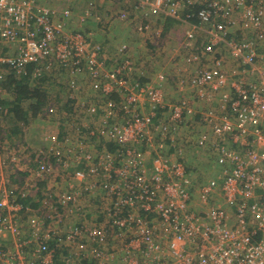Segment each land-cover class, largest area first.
Returning <instances> with one entry per match:
<instances>
[{"label":"built area","instance_id":"2783aa9c","mask_svg":"<svg viewBox=\"0 0 264 264\" xmlns=\"http://www.w3.org/2000/svg\"><path fill=\"white\" fill-rule=\"evenodd\" d=\"M74 1L0 0V65L24 74L34 64L36 77L44 70L66 75L74 97L82 95L79 81L89 78L94 96L79 111L87 117L99 109L96 130L118 143L120 154L89 150L84 156L77 126L61 139L58 131L43 137L41 147L32 149L34 174L27 170L34 177L0 188V264H52L62 246L83 250L94 264H264V0H139L132 19L125 11L111 19L135 23L143 8L138 31L161 15L191 26L183 49L187 64L197 68L175 82L180 92L193 91L195 105L188 98L163 102L162 73L157 82L133 78L139 71L126 45L110 58L90 32L67 30L74 15L83 25L95 14L87 6L74 13ZM196 4L199 22L182 19ZM223 50L235 61L230 69ZM2 72L0 67V80ZM143 101L151 110L133 112ZM198 103L205 108L195 123ZM158 108H167L166 114L154 121ZM181 126L209 129L210 135L192 139L195 147L213 141L217 153L218 171L204 182L190 177L175 136ZM7 143L0 144L10 152L0 165L14 173L20 160ZM148 150L153 156L147 162ZM84 158L87 171L60 174L61 167ZM40 181L45 187H38ZM15 190L38 205L24 209ZM88 193H97L100 202L90 211L98 216L92 223L84 221L92 208ZM74 214L81 222L67 224Z\"/></svg>","mask_w":264,"mask_h":264},{"label":"rangeland","instance_id":"374dc122","mask_svg":"<svg viewBox=\"0 0 264 264\" xmlns=\"http://www.w3.org/2000/svg\"><path fill=\"white\" fill-rule=\"evenodd\" d=\"M118 1L119 0H106L105 1V3L108 4V9H109L106 12V14L108 15V17L110 16L111 19L114 18V16L119 10H121L122 8L124 10V8L126 7L128 8L132 6V3H133V2H129V0H127V2L125 1L118 2ZM96 2H97L96 0H75L74 3L71 4V6H72L74 13L78 15H80V12H82V10L86 6L87 8L88 7L90 9L92 8L91 10L92 12H95V14L92 16L91 19L95 21H99L97 20L98 18H95V17L100 16L101 18L102 16L100 13L101 11L105 10L107 6L104 5L102 6V9H100V6H98ZM144 11L145 10L142 8L141 11L138 13L135 23H132V22L129 23L128 25L129 35L127 36L125 40L120 41L118 39L119 37L115 36L114 34H112L113 36L112 35L110 36V38L113 41H111L110 38L105 39L106 41L104 42H106V44L108 45V48L106 50L107 53H105V55L111 58L115 56L116 50L120 45H126L127 50H128L127 54L129 55V58L133 62H135L136 67L138 68V71H139L138 73L133 74L132 77L138 80L140 77H144L145 79L152 78L154 74H156V72H161V71H166L165 73L169 75L174 74L173 77L174 76L180 77L181 75L185 76V75L190 74L191 72H195L197 68L196 65L187 64L186 62L187 50L183 49L185 42H187L186 33L188 32L189 29H191V26L188 23L183 22L182 20L181 21L175 20V22H172L170 25H168L166 22L167 18L164 19L163 17L160 16L158 20H155L154 22H152L151 28H149L147 31H138V29L136 28L138 27L140 23V18H141L140 13ZM74 16L77 17L76 15ZM103 21L104 22L99 24L100 28L102 27L101 29L99 28V31H101L102 33L105 32L104 34H106L107 32L109 33L113 29L118 31L122 27V26H115V25L112 26L113 22H111V20L109 19H106ZM71 23L73 27L75 28H79V26L81 25L80 24L81 22L79 23L78 19L72 20ZM157 30L161 31V36L159 38H157V36L154 35V33ZM198 36L200 35L198 34ZM201 38L202 37L200 36L196 40L201 42L202 41ZM170 45L172 46V48L169 47ZM139 47H141L140 50L143 54L136 55L134 53L135 52L134 49L139 48ZM171 50H174V54H171ZM222 56L224 57L226 61L224 66L228 69L232 68L234 66L235 61H233L231 57L229 58V56L227 55V53H225V51ZM111 63L113 64V60L111 61ZM171 72H174V73L171 74ZM90 85H91V81L89 80V78L84 81L83 86L82 84L80 85V87L82 86L80 90V92L82 91V95L80 96L82 97L83 100L86 99L88 96H90V98L94 96V93L91 94L90 91L88 90ZM185 91L186 93L180 92L178 88H175L172 86L170 88L165 89L163 82L160 84L159 89H158L159 96L161 97L162 101L167 104H177L179 100H181L182 98L187 99L188 96L193 98V95H192L193 93L187 94L188 90H185ZM143 102L144 103L142 104L136 105V107H134L132 111L141 112L144 114L150 111L151 107L149 106V104L146 103V101H143ZM193 104H195L194 98H193ZM198 104L199 106H201L200 103ZM57 118L58 116H53V115L47 116V118H45L47 122L42 123L30 117L29 121H27V123L23 125L22 127L23 133L19 134L18 137L13 138L15 140V143L8 142L7 144L4 145V147L9 145L10 149L13 148V151L17 154L15 156L20 160L18 163V168L17 169L15 168V170L24 172L30 169V170H33L31 174H34L35 166L31 163L32 162L31 154H33L32 149H35V148L39 149V147H41L40 145H41V142L43 141V137L49 134L48 132H44V134L41 136L42 139H40L38 143L39 135H40L39 130L52 131L54 129L53 125L55 124V127L57 125L56 123ZM87 118L89 119L92 117L87 116ZM97 120L99 119L97 118ZM100 123L101 122L98 121L97 125L99 126ZM67 125H69V128L72 126L71 124H67ZM2 126L5 127L6 123L5 121L2 120L0 116V132H1ZM202 132H206V134L210 135V132L207 126L205 127L199 126L196 129L195 128L189 129V128H186L185 126H181L177 130V133L175 136L177 137L179 141L178 143L179 148L184 151L183 152L184 154H182V157L185 160V162L188 163V165L190 166L189 167L190 177L191 178L193 177L192 179H194L197 176L199 181L202 180V182H204L208 178H211L213 175L216 174V172L218 171V167L215 164V156L217 155V153L214 150V144H211L213 141H210V143H208L206 147H203V146L195 147L193 145L192 139L197 137ZM190 138H191V143L190 141L187 142V140H189ZM210 138L211 136L209 137V139ZM208 146H210L211 148ZM217 149L219 148L217 147ZM4 150H0V163L4 159L6 160V158H8L10 154V152L7 151V149H4ZM175 150H173L172 153H176L177 151ZM149 152L150 150H148V154H145V155L148 156L150 154ZM173 155H176V154H173ZM148 158L149 157H146L147 162H148ZM9 169H11L9 166L3 167L2 165H0V188H4L5 190L7 189L6 184H9L8 179L10 177V174H12L13 172V171L10 172ZM31 174H29V177L33 178L34 175H31ZM60 187L62 190L66 189L65 183H61ZM196 204H197V201H196ZM86 218H84V221L86 220L87 223H92L98 218V216L96 214H93L92 216H89V218L87 219ZM80 222H81V218L77 217L76 215L70 216L69 218H67V221H66L67 224H72V225H77Z\"/></svg>","mask_w":264,"mask_h":264},{"label":"trees","instance_id":"16d2710c","mask_svg":"<svg viewBox=\"0 0 264 264\" xmlns=\"http://www.w3.org/2000/svg\"><path fill=\"white\" fill-rule=\"evenodd\" d=\"M131 2H133L132 6L128 8L126 7L123 10L128 14L129 19H132L133 14L137 11L136 9L139 0H131ZM199 9L200 5H191L183 11L181 17L186 21H190L191 23H198L199 19L197 17V13ZM161 17L163 16L161 15ZM163 18H167L166 22L168 25H170L172 22H175V19L173 18ZM82 31L86 33L89 32L87 29ZM91 35L93 36L92 33ZM199 43L200 42L197 41L196 45H199ZM99 44L101 46L100 50L104 53H107L106 50L108 45L104 43ZM0 67L2 71L4 70L2 72V79L0 80V116L6 123L5 127H1L0 144H3L4 142L15 143L13 138L18 137L19 134L23 133L22 127L27 123V121H29L30 117L36 119L38 115L50 112V109L56 108V114L58 115V122L60 124L58 139L64 138L65 134L69 132L67 129V127L69 128V125L67 124H71L73 130L76 128V126L78 127V139L80 140L79 142L81 146L84 147V156L85 154L89 153V150L99 154L100 152H106L114 156L120 154L118 143L113 141L111 138L108 140L107 138L102 137L100 132L96 130L98 128L97 115L100 114L99 109L95 114L93 113L90 115L92 118L88 119L85 117V112L81 113L79 110L80 108L85 110V104L88 100H83L81 96H71V94H73V89L65 86V83L63 82L64 79H62L64 77L63 74H52L44 70L41 72L40 76L36 77L33 75V70L35 69L34 64L26 65V72L24 74H18L14 72L13 69L7 67L6 65H0ZM175 77L176 76L173 77L171 75L166 78L167 81L172 82L173 87L177 88ZM138 81L145 83L149 80L145 79L144 77H140ZM191 92L193 93V91ZM111 98L117 99V95L114 94V96ZM197 105L199 106V104ZM202 105L203 104L196 108L197 113L192 118L195 123L201 120L200 112L203 108H205ZM166 109L167 108H158L157 110H154L152 119H154V121L156 119L163 120L166 114ZM71 159H69L68 162H71ZM91 159L95 161L97 158ZM118 160L119 156L115 158L116 162ZM53 162H55V160ZM88 162L89 161L84 158L79 162L68 165L66 168L61 167L63 169L60 168L59 172L60 174L63 173L62 175H64V173H72V171L76 170L87 171V169H89ZM188 169L190 170L189 166ZM28 175V171L22 172L15 170L14 173L10 174L8 180L10 184L19 186L24 183L25 178ZM66 179H68V177H66ZM43 186L44 181H40L38 187ZM12 193L15 195V202L21 205L24 209L27 206L34 208L38 205L37 202H34V199L32 200L33 197L21 196L17 190L13 191ZM94 203V206H100V202L98 200L94 201ZM47 245L50 247V249H56L52 241H48ZM94 262L95 260L85 256L83 250L77 251L73 247L70 248L65 246H62L60 249L56 250L52 259V264H94Z\"/></svg>","mask_w":264,"mask_h":264},{"label":"crops","instance_id":"0c3cea01","mask_svg":"<svg viewBox=\"0 0 264 264\" xmlns=\"http://www.w3.org/2000/svg\"><path fill=\"white\" fill-rule=\"evenodd\" d=\"M97 2V4H98V6H100V9H102V6H107L106 8H105V10H103V11H101V19L99 20V21H95V20H92V19H89V20H87V22H85L83 25H80V26H82V27H80L79 26V28H75V27H73V25H72V23H71V21L72 20H77V17H75V16H73L71 19H70V21H69V23H68V26H67V30H75V29H80V30H89V32L90 33H92L93 34V36H92V38H93V40L95 41V42H98V43H104V44H106V42H104V41H106L105 39L107 38V39H109L110 38V36L112 35V34H114L115 36H117V37H119L118 39L121 41V40H125L126 38H127V36L129 35V28H128V25H129V21H126V20H122V19H115V20H111V17L109 16L108 17V15L106 14V12L109 10L108 9V4L107 3H105V1L106 0H96ZM127 2V0H119L118 2ZM129 2H131V0H129ZM118 11V10H117ZM121 11H123V8L121 9V10H119L118 11V13L119 12H121ZM106 20V19H109V20H111V22H113L112 23V26L113 25H115V26H122L121 28H120V30H115V29H113V30H111L109 33L107 32L106 34H104L105 32H101V31H99V28H100V26H99V24L100 23H102V22H104L103 20ZM122 21V22H121ZM128 23V24H127ZM117 24V25H116ZM76 26V25H75ZM102 28V27H101ZM100 28V29H101ZM113 31V32H112ZM113 36V35H112ZM102 40V41H101ZM110 40L111 41H113L111 38H110ZM115 42V41H114ZM135 47H137V46H135ZM142 47V46H141ZM141 47H139V48H135L134 49V53L137 55V54H139V55H141V54H143L142 52H141V50H140V48ZM170 48H172V46L170 45L169 46ZM180 47H182V46H180ZM171 54H174V50H171ZM135 55V56H136ZM166 71H161V72H156V74H154V76L152 77V78H147V80H150V81H154V82H157V74L158 73H162L163 75H165L167 78L169 77V76H171V75H169V74H167V73H165ZM170 73V72H169ZM172 73H174V72H171V74ZM174 74H172V76H173ZM62 79H64V83H65V86L66 87H69V82H67V81H70V79H69V77L67 76L66 77V75L62 78ZM79 83H81L82 84V86H83V84H84V81L83 80H80L79 81ZM164 83V87H165V89L166 88H170L171 86L173 87V85H172V82L171 81H167V79H166V81H164L163 82ZM176 88V87H175ZM88 90L90 91V93L92 94V93H94V89L93 88H91V86H89V88H88ZM178 92V91H177ZM185 93H186V91H184ZM192 94V92L191 91H187V94ZM168 98V97H167ZM182 98V97H181ZM188 98H189V100H190V102H191V104L192 105H195V104H193V98H191L190 96H188ZM166 99V98H165ZM169 100H170V98H169ZM169 102V101H168ZM170 102H172V101H170ZM212 106L213 107H216L217 108V104H216V102H213L212 103ZM204 107V106H203ZM204 109V108H203ZM58 116L56 113H53V114H50V112H47V113H44V114H40V115H38L37 116V118H36V120L38 121V122H42V123H45V122H47L46 120H45V118H47V116ZM56 123H57V125H56V127H55V124L53 125L54 127V129L52 130V131H58L59 132V129H60V124H59V122H58V118L56 119ZM52 131H47V130H44V131H41V130H39V133H40V135H39V140H38V143H39V141H40V139H42L41 138V136L44 134V132H52ZM38 133V134H39ZM193 136V135H192ZM37 142V141H36ZM150 154L153 156V152H150ZM145 157H149L148 158V161H150L151 160V156H147V155H145ZM190 167V166H189ZM193 178V177H192ZM193 180H195V181H197L198 183L199 182H202V180L201 181H199V179L197 178V176H196V178H194ZM96 197V199H97V193H95V196H91L89 193L86 195V198L87 199H89V201L91 202V204H92V208L91 207H89L88 209L86 208V217L87 218H89V216H91V214H90V211H91V209H93L94 208V201H97V200H95L94 198ZM75 215V214H74Z\"/></svg>","mask_w":264,"mask_h":264}]
</instances>
